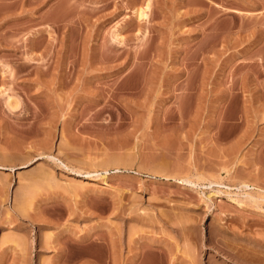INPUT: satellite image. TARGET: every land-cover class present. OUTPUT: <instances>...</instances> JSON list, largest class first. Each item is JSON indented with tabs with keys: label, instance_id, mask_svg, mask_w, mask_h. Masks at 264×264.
Returning a JSON list of instances; mask_svg holds the SVG:
<instances>
[{
	"label": "rangeland",
	"instance_id": "rangeland-1",
	"mask_svg": "<svg viewBox=\"0 0 264 264\" xmlns=\"http://www.w3.org/2000/svg\"><path fill=\"white\" fill-rule=\"evenodd\" d=\"M0 264H264V0H0Z\"/></svg>",
	"mask_w": 264,
	"mask_h": 264
},
{
	"label": "bare ground",
	"instance_id": "bare-ground-1",
	"mask_svg": "<svg viewBox=\"0 0 264 264\" xmlns=\"http://www.w3.org/2000/svg\"><path fill=\"white\" fill-rule=\"evenodd\" d=\"M148 5V4H147ZM146 8V7H145ZM142 11V10H141ZM143 15H145L144 13H140V16L142 17ZM139 16V15H138Z\"/></svg>",
	"mask_w": 264,
	"mask_h": 264
}]
</instances>
